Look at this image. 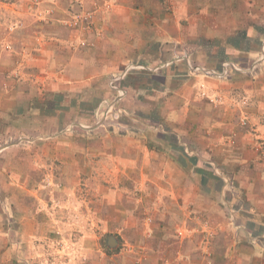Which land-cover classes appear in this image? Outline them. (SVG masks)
Listing matches in <instances>:
<instances>
[{"label":"rangeland","instance_id":"374dc122","mask_svg":"<svg viewBox=\"0 0 264 264\" xmlns=\"http://www.w3.org/2000/svg\"><path fill=\"white\" fill-rule=\"evenodd\" d=\"M132 1L144 4V54L120 63L113 72L101 74L96 68L100 61L98 51L104 46L106 37L121 33V27L112 21L114 13L120 4H131ZM170 1L0 0V56L12 62L8 55H17L14 66L3 74L4 80L0 79L3 84L0 94H7L11 85L21 92L20 105L13 104V95L4 99L0 112H3L0 149L15 143L43 145L51 143L48 141L52 138L61 142V146L68 142L74 146L82 145L80 147L86 153L83 155L84 166H81L84 170L79 178L82 180L81 193L91 199L100 191L102 218H114L112 225L109 219L98 222L93 217L94 206L88 199L81 208L76 202L69 204L66 200L65 204H60L59 198L52 199L56 193L58 196L63 194L67 183L72 185L71 181L77 177L70 168L62 171L60 167L65 165L57 161L52 164L57 169L51 173L46 169L44 173L46 187L43 190L52 188V191H46L48 200L40 203L43 211L38 217L49 234L38 235L35 239V259L30 258L32 264H226V246L241 241L242 235L238 236L236 232L217 235L211 222L199 213L191 215L193 224L186 219V226L176 227V221L170 216L166 232L155 229L163 220L158 218L164 197L158 184L162 178L152 174L154 171L145 169L144 172L143 152L138 150L128 156L123 149L124 143L114 142L116 137L126 133L134 140H140L136 135L143 134L150 152L160 156L158 165L161 162L169 163V166L174 163L187 165L190 169L183 173L196 174L198 191L211 194L222 206L223 213L230 212L227 223L236 226L242 221L230 215L248 209L243 189L236 186L234 178H238L229 174V166L218 165L226 157L239 163L235 157L239 150L253 157L255 166L251 167L264 168V97L258 105L260 119L254 122L250 110L256 105L245 93L243 119L238 125L236 122L239 131H224L222 136L214 139L206 136L208 132L195 137L179 135L175 129L179 123L174 118L178 112H190L191 105L184 104L183 98L187 97L177 95L175 79L185 86L195 67L213 64L219 70L221 65L231 62L242 68L239 73L244 80L250 79V67L264 63V14L255 21L256 25L250 28L248 25L244 31L235 34H228L230 29L220 21L216 25H207L211 19L204 13L199 14L198 20L203 22L200 36L191 38L188 20L183 19L178 31L182 32L181 41L175 38L161 40L164 30L173 34L178 30V25L171 20L176 16ZM181 12L182 15L184 10ZM163 17L168 20L164 26L160 20ZM210 31L218 34L214 42L206 40ZM226 34L228 48L239 46L245 50L240 61L234 56L226 58V51L221 49L219 38ZM213 46L218 47L216 55H207ZM250 51L255 55L252 56ZM94 70L98 73H93ZM182 92L188 95L189 90ZM209 103L213 104L212 101ZM213 107L217 111L220 105L215 103ZM183 123L185 127L189 124L188 121ZM42 133L45 135L36 137ZM108 135L113 137L108 138ZM111 148L113 152L107 153ZM82 154L67 155L77 157ZM150 160L153 161L151 157ZM99 166L100 176L94 169ZM240 169L241 166H233V170ZM62 173L67 183L63 181ZM40 179L36 178L37 181ZM93 181H97L98 186ZM61 182L63 185L59 186ZM67 194L68 199L73 195ZM109 196L116 200V208H111L112 204L109 206ZM63 209L67 210L66 218L56 214L63 216ZM154 215L159 216L155 218ZM80 224L89 230V234L80 231ZM247 226L252 229V225ZM253 233L251 237L264 245V228L256 227ZM110 237L117 239L114 248L108 246ZM123 256H128V261ZM26 257L29 259L28 252ZM7 258L10 264H29L27 261L17 263L13 251H9Z\"/></svg>","mask_w":264,"mask_h":264},{"label":"crops","instance_id":"0c3cea01","mask_svg":"<svg viewBox=\"0 0 264 264\" xmlns=\"http://www.w3.org/2000/svg\"><path fill=\"white\" fill-rule=\"evenodd\" d=\"M170 3L175 10L176 16V18L174 17L171 20L176 26L178 25V30L174 34L164 30L161 38H159L161 40L175 38L181 41L183 38L181 37L182 32L178 31L180 30L181 21L183 19L188 20L189 29L192 33L191 38L200 36L203 33V30L200 28L203 22L198 20L200 19L199 14L202 15L204 13L207 19H211L206 22L207 25H210V23L211 25H216L217 21H220L221 25L225 23V28L230 29L228 34L244 31L245 27L248 25L249 28L256 25L255 21L264 14V0H171ZM182 10H184V12L181 15ZM187 10H189V13ZM164 18L165 17L160 19L163 21V26L164 22L168 21ZM112 21L121 27V33L116 32L115 34H118L117 37H115V34L112 35L111 38L106 37L105 43L102 44L104 46L98 51L100 61H97L98 65L96 68L101 74L113 72L117 70L120 63L126 62L129 58H133L134 56H141L144 54V4H136L133 1L131 4H120L119 10L114 13ZM228 34H226V36L220 35L221 38L219 39L222 43L221 49L226 51V58L234 56V58L240 61V57L246 52L239 46L235 49L233 46L232 49L228 48L229 45L225 42L226 39L229 38ZM205 37L206 40L210 39L211 42H214V40L218 38V34H214L210 31ZM15 40L17 41V38H15ZM145 40L149 41V38ZM116 43H118V47H116ZM217 50L218 47L213 46L207 55L215 56ZM3 54L8 55L6 53ZM250 54L253 56L255 52L250 51ZM8 57L12 58V62L2 59L0 56V79L2 80H4L3 74L8 71L12 65L14 66V59L17 58V55L10 54ZM10 62L11 64H8ZM223 65H221L217 71H221ZM26 67L28 71V63ZM195 68L194 72H191L189 81L184 83L185 86L182 85L181 80L175 79V82H177L176 88H174L176 90L178 87L177 95L182 98L187 97V99L183 98L184 104L191 105V108H189L190 112L186 114L184 112H178V115L175 114L174 120L179 123L178 127L176 126L175 129L179 132V135L195 137L196 135L201 136L208 132L206 136L214 139L222 136L224 131H239L237 125L238 122L243 119L242 98L245 96V93L247 94V98L256 105L251 107V119L254 122L260 119L258 105L261 103V98L264 97V92L262 93L264 89V63L254 64V67H250L252 72L250 73L251 78L248 80H244V76L239 72L234 76L218 78L217 76L207 75L202 71L203 69L216 70L213 64L209 66H197ZM97 70H94L93 73H98ZM8 83L10 84L11 82ZM2 85L3 84H0V88L3 90ZM8 87L10 88L7 94H0V112L3 110L4 99L12 95L15 96L13 104H21V92H18L17 88L12 87V85ZM111 87L114 89V86L111 85ZM187 88L189 93L185 95L182 90ZM203 93L204 96H202ZM210 101H212L213 104H210ZM215 103L220 105L217 111H215L213 107ZM2 113H0V117H2ZM20 114L21 113H16L17 116H21ZM185 121L189 123L187 127L184 126L185 123L183 122ZM221 122L228 123L222 125ZM43 135L45 134H37L36 137H42ZM128 135L130 134L126 133L120 135L115 138L116 140L114 142H121V145L124 143L123 149L127 152L128 156H132V154L137 153L138 150L143 152L144 172L145 169L148 172L154 171L152 174H159L162 178V181L158 180L160 182L158 183L159 186L162 187L163 192H161L164 194L162 207L160 206L162 211H159L160 217H158L159 215H154V217L163 220L159 223V226L157 223L155 229L164 230L166 232V222L170 216L176 221V227L186 226V219L189 224H193L195 222L191 220V215L199 213L211 222L217 235H229L230 233L233 234L236 232L238 236L242 235L244 237L241 236V241H238L237 244L231 243L226 246L227 248H225L224 252L226 257H228L225 261L226 264H264V245L261 244L259 239L256 240L254 236L251 237L256 227L264 228V207L262 205L264 204V168L251 167L255 166L253 157L247 155L245 152L237 150L235 152V157L238 158L239 163H237L236 160L235 162H231L226 157V160L222 158L218 165L229 166V171H231L229 174H231V176H234V174L237 176L238 179L234 178L236 186L243 189V194L248 204L247 210H237L234 214L231 212L230 216L237 218V220L242 219L236 226H232L228 224L226 220L230 212L223 213L222 206L213 200L211 194L198 191L196 174L193 173L191 175L188 173L187 175L183 173L185 170L190 169L187 165L174 163L173 166H169V163L165 164L164 162L158 165V160L161 161L159 158L160 156L156 152H150V149L144 141V135L135 134L137 137L141 138L140 140L130 139ZM107 137L110 138L113 136L108 135ZM50 140L52 141L48 142L51 143L43 145L39 143L29 145L15 143L0 149V264H10L7 258L9 251L15 252L18 258L17 263H19V261H27V263L32 264L33 261L30 258L35 259L33 255L36 246L35 239H37L38 235L49 234L48 230L45 231L44 224L39 223L40 218L38 216L40 215L39 213L43 211L40 207V203H44V200H48L46 191H52V188L51 190L49 188L43 190V188L46 187L44 183V173L46 169L50 173L53 172L55 168L57 169V166L52 164L60 161L62 165H65L60 167L62 171L65 172V170L70 168L75 172L73 174L77 176L76 180L71 181L72 185H68L65 181L66 176L62 173L61 177H64L63 181H65L67 185L63 194H60V196L52 192V194H54L51 196L52 199L55 197L59 198L57 200H60V204H65L64 201L66 200L69 204L76 202L80 208L82 205H85L88 199L81 193V190H83L81 187L82 180L79 179L81 171L84 170L81 167L84 166L82 164L84 160L83 155L86 153L84 148L80 147L82 145L75 144L76 146H74L71 142L66 143V146H61L59 145L61 142H57L53 138ZM120 147L122 148V146ZM74 152L83 154L77 155V157H70L67 155L68 153L73 154ZM111 152H113L112 148L108 150L107 153ZM150 157L153 161L150 160ZM250 157L252 160H250ZM210 163L217 166L213 162ZM233 166H241V169L239 171L233 170ZM257 166H259V164H257ZM94 169L97 174L101 171L100 166ZM98 176H100V174ZM61 177L59 176V179ZM36 178L41 179L37 181ZM224 178L227 182L228 179L226 177ZM97 179L98 177L96 180ZM49 181L50 179H48V182ZM93 183L98 186L97 181H93ZM62 185L61 182L59 186ZM44 191L46 196L44 195ZM69 192L73 194L70 199L67 198V193ZM88 200L94 206L93 217L96 218L98 222L101 221V219H109V222H111L110 225H112V220L114 218H110L109 216L108 219L106 216L102 218L100 210V191L99 194H93L92 198ZM115 201V199L112 200L111 196L108 197L109 206L112 204L111 208H116ZM104 202H107V200H104ZM61 213L64 215L62 216L60 213L56 214H59L62 218H66L65 216L68 214L67 210L63 209ZM242 216L245 217L246 221H243L244 218ZM55 218L56 216L54 215V219ZM82 224L79 226L80 231L83 233L87 231L86 234H89V230L87 228L85 230ZM66 225L68 224L66 223ZM247 225H252V229H249ZM65 227L66 226H64V228ZM66 228L68 229V226ZM27 252L29 254V259L26 257ZM234 253L236 254L234 255ZM123 258L126 261L129 259L128 256H123Z\"/></svg>","mask_w":264,"mask_h":264},{"label":"built area","instance_id":"2783aa9c","mask_svg":"<svg viewBox=\"0 0 264 264\" xmlns=\"http://www.w3.org/2000/svg\"><path fill=\"white\" fill-rule=\"evenodd\" d=\"M241 70H242V68L239 67V65H237L234 62H231V63H225L223 65V69L221 71H217V70H206V69H203L202 71L205 74H207V75L217 76L218 78H227L233 72H240ZM203 95H204V93H203Z\"/></svg>","mask_w":264,"mask_h":264},{"label":"water","instance_id":"95a60500","mask_svg":"<svg viewBox=\"0 0 264 264\" xmlns=\"http://www.w3.org/2000/svg\"><path fill=\"white\" fill-rule=\"evenodd\" d=\"M108 246L114 248V246L118 243L115 237H110L107 241Z\"/></svg>","mask_w":264,"mask_h":264}]
</instances>
